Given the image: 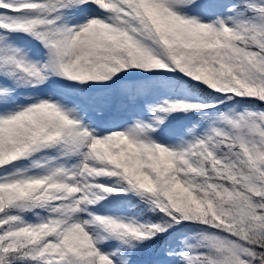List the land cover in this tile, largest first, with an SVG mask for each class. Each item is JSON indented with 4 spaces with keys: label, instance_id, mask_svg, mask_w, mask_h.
Masks as SVG:
<instances>
[{
    "label": "snow or ice",
    "instance_id": "1",
    "mask_svg": "<svg viewBox=\"0 0 264 264\" xmlns=\"http://www.w3.org/2000/svg\"><path fill=\"white\" fill-rule=\"evenodd\" d=\"M0 264H264V0H0Z\"/></svg>",
    "mask_w": 264,
    "mask_h": 264
}]
</instances>
